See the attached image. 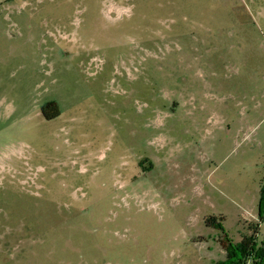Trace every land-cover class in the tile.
<instances>
[{"label": "rangeland", "instance_id": "1", "mask_svg": "<svg viewBox=\"0 0 264 264\" xmlns=\"http://www.w3.org/2000/svg\"><path fill=\"white\" fill-rule=\"evenodd\" d=\"M263 189L264 0H0V264H222Z\"/></svg>", "mask_w": 264, "mask_h": 264}, {"label": "trees", "instance_id": "2", "mask_svg": "<svg viewBox=\"0 0 264 264\" xmlns=\"http://www.w3.org/2000/svg\"><path fill=\"white\" fill-rule=\"evenodd\" d=\"M52 105H47L50 108ZM49 116V118H54ZM262 200L260 205L259 222L250 226L251 234L244 236L239 242L234 243L230 240L221 224L217 223L216 217H208L206 225L214 227L224 233L222 241L223 248L226 252V259L222 264H264V241H259L260 226L264 223V189L262 191Z\"/></svg>", "mask_w": 264, "mask_h": 264}, {"label": "flooded vegetation", "instance_id": "3", "mask_svg": "<svg viewBox=\"0 0 264 264\" xmlns=\"http://www.w3.org/2000/svg\"><path fill=\"white\" fill-rule=\"evenodd\" d=\"M52 105L50 108H46V106L47 105ZM55 106H56V103L55 102H48L44 107H43V109H42V114H43V116H44V118L46 119V120H48V121H50L51 119H53V118H49V115H48V113L50 112V110H53V109H55ZM56 114H58V116L60 115V113L59 112H57ZM55 114V115H56ZM58 116H56V117H58ZM56 117H54V118H56ZM223 233V232H222ZM223 235H224V233H223Z\"/></svg>", "mask_w": 264, "mask_h": 264}]
</instances>
